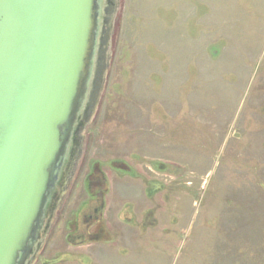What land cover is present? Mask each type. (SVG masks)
<instances>
[{
    "label": "rangeland",
    "instance_id": "rangeland-1",
    "mask_svg": "<svg viewBox=\"0 0 264 264\" xmlns=\"http://www.w3.org/2000/svg\"><path fill=\"white\" fill-rule=\"evenodd\" d=\"M106 52L81 164L35 264L78 251L75 212L102 190L123 209L106 212L108 238L113 217L138 221L121 237L145 236L130 264L139 247L143 264H264V0H116Z\"/></svg>",
    "mask_w": 264,
    "mask_h": 264
},
{
    "label": "water",
    "instance_id": "water-1",
    "mask_svg": "<svg viewBox=\"0 0 264 264\" xmlns=\"http://www.w3.org/2000/svg\"><path fill=\"white\" fill-rule=\"evenodd\" d=\"M116 0H0V264H35L81 164Z\"/></svg>",
    "mask_w": 264,
    "mask_h": 264
},
{
    "label": "flooded vegetation",
    "instance_id": "flooded-vegetation-1",
    "mask_svg": "<svg viewBox=\"0 0 264 264\" xmlns=\"http://www.w3.org/2000/svg\"><path fill=\"white\" fill-rule=\"evenodd\" d=\"M125 164V163H123ZM129 173V172H128ZM127 171H126V175H128ZM102 195L100 197H91V200L88 201H84L83 202V208H80V210H76L75 212V216L78 217V220H82V223L80 226L83 227V232H80V230H72V234L69 236L68 242L70 246L73 247H78L79 244L82 245H90L92 244L91 241L96 240V241H101L103 240V242H112L116 241V237L119 240L121 237V234L118 230H116V234H118V236H116L115 234H110V238H108V233L109 231L107 229H104V223H106L105 220V214H106V206H107V195H105V191L102 190ZM93 199V200H92ZM91 203V205L89 204ZM82 206V204H81ZM80 206V207H81ZM76 220V221H78ZM119 222L122 225H126L123 224L122 220L120 219ZM72 222H68V228H70V224ZM138 223V221H137ZM136 224H131L130 227L132 226L133 228L138 227L139 225ZM129 223H127L126 226H128ZM143 226V225H142ZM79 229V227H77ZM76 228V229H77ZM104 229L105 231V236L104 238H101L99 236H102L103 234L100 232V230ZM75 231V232H74ZM71 232V231H70ZM107 233V234H106ZM107 237V238H106ZM68 256V257H67ZM69 256H71V258L69 259ZM76 257L73 254L70 253H62L60 255H58L56 258H53L52 260H45V262H43V264H61V263H69V262H74V260H76ZM78 260V259H77ZM91 264V263H90Z\"/></svg>",
    "mask_w": 264,
    "mask_h": 264
},
{
    "label": "crops",
    "instance_id": "crops-1",
    "mask_svg": "<svg viewBox=\"0 0 264 264\" xmlns=\"http://www.w3.org/2000/svg\"><path fill=\"white\" fill-rule=\"evenodd\" d=\"M95 197H98V196H95ZM107 200H108V198H107ZM119 205H120L119 201L117 203L115 201H112L111 203H109V205L106 209V212L111 214V215L113 213H115V214H117V217H120V213L122 212L123 209H121L122 207L120 208ZM144 214H145V211L142 212V216ZM114 219H116V223H117L116 224V230H118L120 232L121 229L124 228L122 226V224L119 222L120 218H114L113 217V220ZM124 226L128 229H132V228H130V225H128V226L124 225ZM134 229H138V227H135ZM136 231H138V230H136ZM152 231H153V227H152ZM152 231H150L149 234L146 235L148 239L154 238V237H151ZM133 233H135V232H133ZM139 236L143 237V235L136 233V236H133V238H132V235L129 233V230L128 231L125 230V232L122 234V237H120V239H119L122 241V245L121 244L115 245V242L112 243L110 241L109 242H106V241L100 242V241L93 240V241H91V243L92 242L93 243L90 245L84 246L82 244H79L78 247H74L75 249H78V251L75 250L76 252H73L72 254L75 256H87V257L92 259L93 264H113L115 259L120 260L121 264H130L125 259L130 258V255L132 252V247H134V248L137 247L135 244L138 242ZM143 238L145 239V236ZM143 238H142V240H143ZM140 249H142V248L141 247L137 248V250H136L137 256L132 258L131 264H134L135 262H137L138 264H143L141 262L142 258H144L143 255H138ZM122 251L124 253L123 254L124 257H122V255H121ZM128 252H130V254ZM73 264H81V263L78 261H74Z\"/></svg>",
    "mask_w": 264,
    "mask_h": 264
},
{
    "label": "trees",
    "instance_id": "trees-1",
    "mask_svg": "<svg viewBox=\"0 0 264 264\" xmlns=\"http://www.w3.org/2000/svg\"><path fill=\"white\" fill-rule=\"evenodd\" d=\"M68 257V256H67ZM71 258V256H69V259Z\"/></svg>",
    "mask_w": 264,
    "mask_h": 264
}]
</instances>
